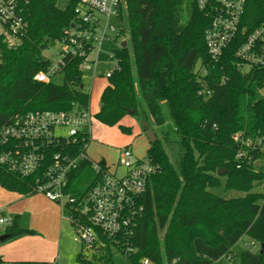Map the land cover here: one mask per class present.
<instances>
[{
  "label": "trees",
  "instance_id": "16d2710c",
  "mask_svg": "<svg viewBox=\"0 0 264 264\" xmlns=\"http://www.w3.org/2000/svg\"><path fill=\"white\" fill-rule=\"evenodd\" d=\"M79 1L69 0L64 9L57 0H28L24 5V44L5 51L0 69V130L30 111L89 108L81 58H67L60 85L35 79L50 63L43 52L71 26ZM263 20L264 0H248L242 25L250 32ZM210 21L196 0H126L120 14L118 36H127V45L121 43L114 51L117 68L108 77L95 119L118 125L125 133L131 129L120 121L128 114L160 126L165 123L161 102H166L183 149L178 172L163 146L167 135L160 138L156 133L157 140L150 142L145 157L158 171L141 200L143 211L130 239L134 251L125 253L132 264L144 258L156 264H232L233 247L244 235L259 249H242L240 264H264V187L256 190L264 185V67L245 71L236 66L240 38L212 62L205 43ZM200 63H208L202 78L212 92L209 97L198 93ZM90 168L84 161L72 174L69 187L74 195L92 186L95 173L91 182L85 181ZM219 169L226 171V188L243 195L225 198L212 192L221 182ZM35 185L33 177L0 164V186L6 190L29 195L36 193ZM33 233L14 220L0 227V244ZM4 234L8 236L1 239ZM111 248L108 243L102 249L106 264H112ZM83 252L78 258L86 261Z\"/></svg>",
  "mask_w": 264,
  "mask_h": 264
},
{
  "label": "built area",
  "instance_id": "2783aa9c",
  "mask_svg": "<svg viewBox=\"0 0 264 264\" xmlns=\"http://www.w3.org/2000/svg\"><path fill=\"white\" fill-rule=\"evenodd\" d=\"M247 1L196 0L198 8L211 17L205 43L212 62H218L224 51L240 38L235 50L236 66L245 71L264 67V20L254 30L247 31L242 25ZM27 2L0 0V69L5 63V51L17 50L24 44L27 23L23 7ZM125 9L126 0H80L75 7L76 17L58 40L61 43L58 58L50 60L35 79L49 82L68 57L81 58V69L96 63L91 59L92 53L99 51L109 29L118 33L120 14ZM112 18L117 22H112ZM198 73L202 82L198 93L209 97L212 92L202 78L208 74V63H200ZM111 74L107 72L105 76ZM94 119L90 108L78 106L18 115L0 130V164L24 177H33L36 192L68 209V220L86 250L100 252L109 243L112 248L130 253L134 251L130 239L136 218L143 211L141 200L158 166L147 157L136 158L129 146L120 150L119 165L125 168L121 175L110 172L102 162L91 161L87 149ZM241 156L239 153L238 157ZM84 161L91 164L96 178L85 193L74 195L69 187L70 179ZM11 223V218L0 217V227ZM43 264L61 263L57 258ZM141 264L156 263L144 258Z\"/></svg>",
  "mask_w": 264,
  "mask_h": 264
},
{
  "label": "rangeland",
  "instance_id": "374dc122",
  "mask_svg": "<svg viewBox=\"0 0 264 264\" xmlns=\"http://www.w3.org/2000/svg\"><path fill=\"white\" fill-rule=\"evenodd\" d=\"M68 3L69 0H57V5L61 9L66 8ZM112 22L116 23L117 21L115 18H112ZM121 23L122 22H120V24ZM122 41H127V36H118V33L116 31H111L109 29L107 31L106 39L101 44L98 52V65L96 67H85L84 69H82L83 90L91 95L90 107L94 113L99 107L101 91L103 85L106 82V78L103 77L102 74L106 73L107 71L115 70L117 68V61L114 57V51L121 46ZM60 50L61 43H59V41H56L52 46L46 49L43 54L50 60L55 61L58 58ZM96 56L97 50L92 53L91 59H96ZM94 74L97 75V79L92 85ZM50 81L60 85L64 81V74L62 72H58L51 76ZM161 109L165 118V123L160 126H151L152 129H154V131L157 133L158 137L162 138L164 135H167L168 141H165L163 143V146L165 151L169 155L173 166L179 172L181 156L183 153L180 136L175 129L168 104L166 102H161ZM134 118L136 119V117ZM121 132L126 136L120 137ZM121 132L115 129L111 131V133L114 135L116 134L117 137L127 140L129 133H125L122 130ZM105 133H107L105 126L102 125L99 120L95 119L92 126L93 140H91V144L87 149V155L93 162L100 163L102 159H107L109 162L117 163L118 169L116 172L118 175H121L125 171V168L119 165L120 150L118 147L122 145L124 141L121 140V143H113L104 136ZM143 133L144 134H142L141 137L133 138L132 144L129 145V147L133 150L134 156L136 158H143L144 156H146L149 139L147 138L145 132ZM111 168L112 164L108 167V169L110 172L116 173L115 171H111L113 170ZM262 170L264 171V144L262 145ZM93 178L94 171L90 168L86 172L85 181L89 183L93 180ZM220 181L221 182L219 186L211 189L212 192L225 198H232L243 195L241 192L226 188L225 176H220ZM83 186L84 185H82V187ZM263 187V184L260 186H256V190L262 191ZM2 200L3 198L0 196V215H2L3 212H5V214H10V211L6 207H1V204L3 202ZM68 211L69 210L67 208L58 210V219L56 221H52L56 223L58 227L56 244L53 248V253L55 254L54 256L59 255V261L61 264H106L105 258H103V255H105L106 253L104 250L97 252L98 254H96V256H93V253L87 250L83 252L82 243L77 234V231L74 225L68 220ZM61 215L63 218H61ZM21 216L22 220L25 223H27L30 219L29 212L25 211L24 209L21 212ZM46 219L48 218L46 217ZM246 247L255 251L259 249V244L251 240L248 235H244L233 247L235 257L232 259V264H240V251ZM80 252H83V256L85 257L86 261H82L78 258V254ZM111 259L112 264H132L130 257L127 254L121 252L116 247L111 248Z\"/></svg>",
  "mask_w": 264,
  "mask_h": 264
},
{
  "label": "crops",
  "instance_id": "0c3cea01",
  "mask_svg": "<svg viewBox=\"0 0 264 264\" xmlns=\"http://www.w3.org/2000/svg\"><path fill=\"white\" fill-rule=\"evenodd\" d=\"M123 42L124 41H122V43ZM98 52L96 59H93V61L96 60V63H92L90 68H92L93 66L96 67L98 65V60H97ZM112 71H107V72H112ZM106 73L102 74V76L106 78V82L103 85L101 94L108 83V78L105 76ZM96 79H97V75L94 74L92 79V85L95 83ZM99 107L97 111L94 113L91 110V107L89 106L90 111L94 115L99 111ZM140 123L141 122H139L137 118L135 119L134 116L130 114L122 118L120 124L131 129V132L128 134L127 140L120 138L126 135H124L121 132V129L118 127V125L108 126L103 123L101 124L104 125L105 129L107 130V133H105L104 136L107 137L109 141H112L113 143H121L122 141H124L122 145L118 147L119 150H121L123 147L131 145L133 138L141 137L142 134H144L143 133L144 131L142 130ZM113 129L120 131L121 136L117 137L116 134L115 135L112 134L111 131ZM92 135L93 134L91 130V140H93ZM149 145H150V141H149ZM149 145L147 146V150L149 148ZM101 162L106 164L107 168L112 164L111 169L113 170L111 171L116 172L118 169V165L115 162H109L107 159H102ZM0 196L3 198L1 207L3 208L6 207L10 211L9 212L10 214H5V212H3V214L0 215V217L5 216L11 218L12 221L18 220L19 224L23 228L32 229L35 232L33 234H26L14 240L1 243L0 259L2 261L11 262L15 264L23 261L45 263V262H51L57 258L60 260L59 255L54 256L55 254L53 253V248L56 244V239H57L58 227L57 224L52 221L53 220L56 221L58 219L57 212L58 210H61L62 207L58 203L50 200L43 193H39V192L25 195L19 192L6 190L2 186H0ZM23 209L25 211H28L30 214V219L27 223H25L21 218L22 217L21 212L23 211ZM46 217L48 219H46ZM61 218H63L62 215Z\"/></svg>",
  "mask_w": 264,
  "mask_h": 264
},
{
  "label": "water",
  "instance_id": "95a60500",
  "mask_svg": "<svg viewBox=\"0 0 264 264\" xmlns=\"http://www.w3.org/2000/svg\"><path fill=\"white\" fill-rule=\"evenodd\" d=\"M127 45V41H124L122 43V46L125 47ZM141 128L142 130L146 133L147 138L149 139L150 142H155L157 140V135L156 132L154 131V129L151 128L150 124L148 121H142L141 123ZM259 163H257L256 165L258 166ZM226 171L224 169H219L217 172L218 176H222ZM8 234H4L1 236V239L7 237Z\"/></svg>",
  "mask_w": 264,
  "mask_h": 264
}]
</instances>
